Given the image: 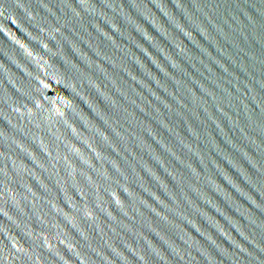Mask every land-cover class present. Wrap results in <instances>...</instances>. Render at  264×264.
Returning a JSON list of instances; mask_svg holds the SVG:
<instances>
[{
  "label": "water",
  "instance_id": "95a60500",
  "mask_svg": "<svg viewBox=\"0 0 264 264\" xmlns=\"http://www.w3.org/2000/svg\"><path fill=\"white\" fill-rule=\"evenodd\" d=\"M0 264H264V0H0Z\"/></svg>",
  "mask_w": 264,
  "mask_h": 264
}]
</instances>
